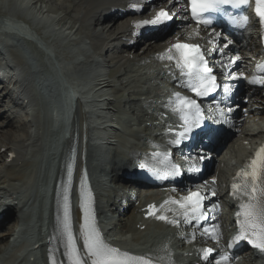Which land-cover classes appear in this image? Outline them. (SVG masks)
I'll list each match as a JSON object with an SVG mask.
<instances>
[{
    "label": "bare ground",
    "instance_id": "obj_1",
    "mask_svg": "<svg viewBox=\"0 0 264 264\" xmlns=\"http://www.w3.org/2000/svg\"><path fill=\"white\" fill-rule=\"evenodd\" d=\"M65 1L68 4L67 7L65 8V14L67 16H69V18L72 19L73 22H75L76 24L79 25V27L76 29V33L78 34V38H76L77 41H80L81 46L82 45L84 46V44H85L84 42L86 41L85 39H88L92 44V48H91L92 50H94V47H96L95 42H104L106 40L110 41L113 36L112 37L109 36V37L105 38V40H103L100 36L95 38V36H92V35L90 36L91 33L89 34V33H87V31H84L85 26H86V28L93 27L95 30V29H97L96 27H94V21H95L96 26L105 25V27H110V30H112V29H114L116 20L119 17H123L124 15H128V17H130L129 13L133 12L134 10L136 11V12H134L135 14H138V13L143 14L146 12L145 8H142V6H141L142 2L145 0H65ZM156 1H161V0H154L152 2V4H154ZM169 1H171V0H169ZM184 1L185 0H174L173 2H171L170 6L172 7L174 4H178L179 6H182V5L184 6L185 5ZM132 5H137L138 7L133 8ZM160 8H162V7H158L155 10L156 12L154 10L151 11V12H153V14H151L148 17V19H144L146 17L145 15L142 16L141 18L139 17L140 18L139 21L131 19L130 24L123 28V31H122L123 35L128 34L127 36H133L134 38H138V36H142V38L146 37L145 43H146L147 49H146V52L143 53V55L145 56L144 59L132 60V56H134V51H135L137 45L132 43V42H129V41H127V43H123L121 48L118 49V51H119L118 55L121 59L118 62L119 66L113 70L114 75H116V76L119 75V77L125 76V75L127 76L128 75L127 73H129V72L126 71V69H127V67L131 66V64H134V66L138 65V67L140 66V67H150L151 68V66L157 65L159 60L166 58L168 55H170L173 52V46L177 42L187 41L186 39H188V37L185 39L177 37L178 35L181 34V32L183 30L184 31L186 30V34L189 33L188 31H190V30H188V25L185 22L187 19V17H185V16H182V19L174 24V25L179 24L181 26V30L176 32L173 36L169 37L167 39V41H164V42H155L153 39L157 35H155L154 33L150 34V36H147V35L151 32V30H154L155 28L163 29V27H166L167 26L166 21L161 23V24H157V25L149 24V25H143L140 28L135 27V25L137 23H139L143 20L153 19L156 16V14L159 12L158 10ZM97 9L101 11V14L98 17L94 16V10H97ZM185 9H186V7L184 6L183 10L185 11ZM169 10L171 11V13H173L172 8H169ZM108 14H109V16L107 17ZM3 16H5V15H3ZM3 16L0 17V22L6 21V19L3 18ZM95 18H96V20H95ZM254 33H255L254 36L253 35L250 36L249 34L246 35L247 38L251 40L250 42H248L247 45H242L239 42V40H237L235 38L234 39L230 38L229 40H231V42L233 43V46L230 48V50L231 51H237V50L250 49V50H253L252 54L256 58V56L259 52L258 47H259L260 38L258 37L257 32H254ZM40 39L44 40V41L47 40L44 37H41ZM117 39L119 40V38H117ZM220 40L222 41V38ZM245 42H246V40H245ZM245 42L243 41V43H245ZM55 44H56V42L53 41V45H55ZM169 49H172V52H168ZM149 55H151V57H149ZM65 56H66L65 58L68 60L69 59L68 53H65ZM146 56L149 58H146ZM135 58L136 57H134V59ZM15 59L17 62H19V64L21 63L20 58L16 57ZM117 59L119 60V58H117ZM93 64L94 63L92 61V57H86L85 63L83 65H81L78 69L74 68V74H76V76L78 77V80L84 81L89 76H91L92 78L97 77V76L95 77V74H96L95 72L97 71V68H95ZM253 66H254V63H253ZM121 68H123V69H121ZM247 74H248V72L244 75H247ZM7 82L8 81L4 82L5 90L3 91L4 95L2 97L7 96V90L9 87V82H8V84H7ZM104 83H112V82L106 81ZM101 85L103 87V84H98V86H101ZM98 88H101V87H98ZM242 88L246 90L245 96H244L245 98L246 97L248 98L249 95L251 96V99L249 98V101H250L249 108L256 105V108L251 109V111H250L251 114L253 116L258 117L259 120L264 119V93L262 90H260L261 88H259L258 86H252V85L248 84L247 82L242 83ZM244 97L239 102H237V104H238L237 106H239L242 103V101L244 100ZM235 115H237V112L235 113ZM22 117H20V118H22ZM234 117H236V116H234ZM237 122H239V120ZM84 126H86V132H85L86 141L83 137V133H84L83 127ZM2 128L5 130L7 129V134L4 136L3 140H0V152L2 150H4V153H3L4 156H0V159H2L1 164H2V166H4V176L3 177L0 176V185L8 182V183H10L9 185L13 186V184H11L12 182H15V181L25 182L26 178L29 175L27 173V171L30 168H32V165H33L32 162H30V161L23 162L21 165H19V160L22 158L24 160V154H23V152L19 151V149H21V148L25 149V146L27 147L26 142L31 140V137L29 135L31 125L26 123L23 127L22 126L13 127L12 123L10 121H7L6 125L2 126ZM8 128H11V130H8ZM92 129L93 128L91 127L90 123H86L84 125V122L81 119V121L78 122V124H77L76 130H74V131H76L75 138L73 136L71 138V140L67 144H65V147H67V153L64 156V161L66 160V162L68 161L70 151H72L73 148L76 149V154H77L76 155V158H77L76 178L78 179L77 180L78 183L80 182L82 170L84 168L88 169V171L91 173L93 171L92 168L94 167V157L91 155L93 150H92V147L90 145V140H89L91 131H93ZM36 134L34 136L38 137V138H36V141H38L39 140V136H38L39 133H36ZM263 134H264V128H261L259 130V135H263ZM225 137H226L225 133L223 134V136L221 138L219 137V139L216 141V146L213 148L214 151H217V147H219V145L222 143V141L224 140ZM243 140H246V139H243ZM11 154L15 155L12 160L10 159ZM119 159H120V156L117 155L115 160H119ZM122 162L123 161H120V163H115V162L113 163L111 172L115 174L114 177H119V174H120L119 166H121ZM64 166H65V164L62 163V175H64L63 174L64 173V171H63ZM98 167L101 169L102 165L98 163ZM134 167H136V165L132 166L131 168L129 167L127 172H125L124 174H126V175L130 174V172L133 170ZM125 168H128V167H125ZM94 170L96 172V170H97L96 167H94ZM214 172H215L214 176H217L218 174L221 173L218 168H216ZM63 179H65V175H64ZM120 186L125 187V188L128 187L127 185H125L124 182L121 183ZM214 186L215 187L217 186V182L214 184ZM194 187H196V184H191V185H189L188 188H194ZM188 188L183 184H179L177 189L180 192V194L175 195V197L185 195L186 190ZM226 189H227V192H226L224 197H226L229 194V190H230L229 187H227ZM0 190L4 191L3 187H0ZM155 191L160 192L161 190L158 188ZM166 192H169V189L166 190ZM130 199H131V196H128L126 198L121 196L120 201L122 202V208L126 207V204L129 203L128 201H130ZM217 199H218V196L214 195L212 201H216ZM151 200H153V199H151V197H148L146 199V202H145L147 204L143 207H145V208H147L148 206L151 207L152 203L149 202ZM98 201H99V198H96V200H95L96 208H97V210L102 211V208L100 207ZM230 201L231 202L228 203V206L230 207V209H229L230 211L235 210L236 208H238L240 206L239 204H236V202L233 200V198L230 199ZM137 203H139V201H136L134 203L130 202V204H129L130 208L127 211L122 212L123 214L121 216V220H122L121 228L128 231V232L135 233V234L139 235L140 233L138 231L140 230V228H142L144 226V223L141 222V220H140L139 216H137V214H140V216H143V215L147 214L148 211L141 212L140 209L142 207L139 206V204H137ZM10 208L12 210L11 212L9 211V214L11 215L10 218H14L16 216V213L19 214V213L23 212L22 208L19 207V204H16V203H14V205L11 206ZM51 210H52V215H53V217H52V231H51L50 238H49L50 243L47 246V248H49V253H52L57 264H69L68 259H67V246H66L67 243H66V240L63 237V233L61 232V229L59 227V199L57 197H54L52 200V209ZM233 212L231 211V213H233ZM16 218L18 220L19 216H17ZM74 219H75V224H76L75 230L77 233H80L79 231H80V225H81V215H80L79 211L74 212ZM17 220L16 221L14 220V221L17 222ZM6 222L7 221H4L5 224H6ZM11 236H12L11 233H5V234H2L0 236V254H2L6 250V248L9 246V243H10L9 240H10ZM133 239L136 240V238H133ZM250 253L251 252H249V254ZM247 254H248L247 251H245V252L241 251L239 253L229 254L227 256V259H226V261H227L226 264H249V260H251L250 258H252V257L248 256L249 260H246ZM141 257L148 259V260H151L154 264H164L159 260V258L157 256L153 257L148 253H144V255H141ZM215 258L211 260L210 264H215L219 259L223 258L222 251H220V254H217L215 256ZM240 260H243V261L240 262ZM263 264H264V262H263Z\"/></svg>",
    "mask_w": 264,
    "mask_h": 264
},
{
    "label": "rangeland",
    "instance_id": "obj_2",
    "mask_svg": "<svg viewBox=\"0 0 264 264\" xmlns=\"http://www.w3.org/2000/svg\"><path fill=\"white\" fill-rule=\"evenodd\" d=\"M164 2H170V1L161 0L155 3L156 6L155 4L152 5L151 7L149 5L147 6L144 5V6L145 8L149 7V9L150 10L152 9L153 11V7L155 9L157 6L163 4ZM67 5L68 4L66 3L65 0H45V1H42V0H0V17L3 16L4 12L10 13L13 19H17L20 22L23 21L25 23H28L32 28L38 27L37 28L38 30H39V27H44L43 30H46L48 32L51 30L52 27L55 26V28L59 29L58 31L59 34L57 35V37L62 42L61 47L64 50V52H68L67 49L72 44V39L76 37L78 38L76 29L79 27V25L73 22V20L70 19L69 16L65 14V8L67 7ZM169 8H172V11L174 13V11H178L179 6L178 4H174L172 7L170 6ZM53 11L57 12V14H54ZM151 13L153 14V12ZM149 14L150 13L146 14L145 16H148ZM139 15L142 17V14H139ZM54 18L55 19L57 18L59 20L53 23L51 22L50 19H54ZM129 19L130 17H128V15L119 17L116 20L114 29H112L108 33L107 32L101 33L99 30H94L93 27L86 28L87 30L85 31H87V33L89 34L91 33L90 36L96 35V36L106 37V38L109 36L112 37L116 33H118L119 30L123 31V28L130 24L128 23ZM47 21L50 23H46ZM164 28L165 27H163V29ZM179 30H181V26L179 24H176L167 30L152 31L147 36H150V34L154 33L155 35H157L153 39L155 42H164V41H167L169 37L173 36ZM182 33L184 32L182 31ZM184 35L182 36V38L193 37V35L191 34L185 33ZM251 35H253V33L250 34V36ZM145 38H142V36H138V38H134L133 36L124 37V40H123L124 43H127V41H129L137 45L134 51V56H132V60H139V59L145 58V56L143 55V53L146 52V49H147ZM113 41L115 42L116 40H112V42ZM243 41L245 43H243ZM250 41L251 40L248 39L247 36H244V38L239 39V42L241 44H246V45ZM114 42L111 44V46L115 45ZM119 48H121V46L118 47V49ZM118 49L115 52L108 54L106 55L105 58H103L104 63L108 67V70H112L113 68H117L119 66L118 62L120 61L121 58L118 55V52H119ZM31 51L37 54L39 53L38 50L36 49H32ZM238 51L240 50L229 52L227 54V62L232 65L233 64L238 65V70H239L238 72H243V73L245 72L244 74H246L248 72L246 68L250 67V65L253 63V54H252L253 50L247 49V50H242L240 52ZM235 52H238V53H235ZM134 57L136 58L134 59ZM149 57H151V55H149ZM149 57L146 56V58H149ZM117 58H119V60ZM126 71L129 72L127 73L128 74L127 76L125 75V76L119 77V75L116 76L114 75V72H112L110 75L106 77H99L96 79L98 80V84H103V87L102 85L98 86L101 88L97 87V91L100 93H107V94L109 93L111 94L112 98H115V101L109 104L108 110L106 111L108 113V116L112 117V120L110 122H107L106 119L105 120L101 119V124L103 125V128L101 129V131H111V130L113 131L115 127L117 128L116 130L117 132L119 131H149V130H144L143 127L140 128V125L138 124L143 116L142 115V104L146 102L142 100V97L143 98L147 97L146 95H142V90L147 88L145 81L150 76V74H147V75H144V74H146L149 71V69H146L140 66L138 67V65L134 66V64H131V66L127 67ZM106 81L108 82L111 81L112 83H104ZM160 82L164 84V81H160ZM92 83H94V79L92 80ZM2 88H3V85L0 83V98L4 95L3 91L5 89L3 90ZM262 91L264 93V90ZM47 92H50V90L49 89H47V91L42 90V93L39 95V98H38L39 105H40L38 116L40 117L39 119L40 124L44 128L49 127V125L51 124V121L53 120V111L55 108V102L50 95H47ZM249 98L251 99L250 95L248 98L244 97V100L242 101V103L239 106H236V109L238 111L237 117L233 118L236 120L229 127H227L226 133H225L226 137L224 138L222 143L219 145V147L224 146V148L221 150L220 153H218V155H216L215 159L212 160L213 161L211 165L212 171H209L207 174L208 176L206 178L207 187L213 186L215 180L218 182V187L220 188L219 190L220 191L219 193V203L220 204H223L224 202V198L221 193V188L225 182V178L228 176L230 171L234 168L235 164L239 161V155H238L239 148L241 147L249 148V145L247 144L253 143L254 140L256 139L255 137H251L254 131L256 129L257 130L261 129L262 127L264 128V119L259 120L258 117L253 116L251 114L250 112L251 109L256 108V105L249 108V105H250ZM106 99H108L107 96L102 97V98H96V100L94 99L91 100L90 107L92 108L93 113L94 112L96 113V116H98L97 113H99L98 106L99 104H101V100L106 101ZM5 109L6 108L3 107L2 103L0 102V140H3L4 136L7 134V129L5 130L2 128V126L6 125L7 121H10L13 127L15 126L23 127L25 124V121H24L25 119L23 120V118H20L21 115H23L24 113L22 109L20 110L18 109L16 112L12 111L10 113H6ZM16 114L19 116L14 119L11 118L15 116ZM238 120L239 122H237ZM8 130H11V128H8ZM243 139H246V140H243ZM219 147H217V151ZM217 151H214V152H217ZM0 156H4L3 152H0ZM1 160L2 159H0V176L1 174H3L2 172L4 170V166H2ZM20 160H22V163L28 162V161L23 160V158ZM215 168H218L221 172L217 176H214L215 172L213 173V171H215L214 170ZM6 185L7 184L1 185V186L5 188ZM6 187H8V185ZM31 204L32 203L30 202L28 205H26L24 209L22 210L23 212L19 214L16 213V216L14 218H11L10 221H8L6 225H4L3 229L0 231V236L5 233H12V228L14 227V222L17 220L16 218L17 216H19V219H23L24 221H27L28 214L26 211H27V208L31 206ZM221 212L222 214H225V209H222ZM26 228H27V224L25 223L24 231H22V234L18 237L19 240H24L25 234H26V230H25ZM10 240H11V237H10ZM3 253H5V251ZM1 256L2 254H0V257Z\"/></svg>",
    "mask_w": 264,
    "mask_h": 264
},
{
    "label": "snow or ice",
    "instance_id": "obj_3",
    "mask_svg": "<svg viewBox=\"0 0 264 264\" xmlns=\"http://www.w3.org/2000/svg\"><path fill=\"white\" fill-rule=\"evenodd\" d=\"M192 6V13L194 18L197 16L199 12L206 11H220V6L222 5H232L238 7L240 5H245L249 3V0H190ZM256 14L260 17V22L264 24V0H256ZM133 8H137V5H132ZM172 16L168 11L161 9L156 16L151 20H143L135 25L136 28H140L143 25H157L161 24L167 20H171ZM244 21L247 22L248 17H243ZM198 22H202L204 24H210V20H199ZM228 44H224V47H227ZM176 51L180 54V58L183 60L184 68L189 69L186 73L190 78H194L197 83L192 84V90L196 93L197 96H204L210 91L214 90L217 85L215 83L216 77L211 75V70L206 67V60L204 54L200 51L198 45H189V44H176L173 46ZM168 52H172V49H169ZM168 59H173L172 56H168ZM177 64H180V60H177ZM183 71V68H182ZM252 83H256V80H252ZM191 84V80L189 81ZM184 104L193 108L195 110L194 115L195 119L191 122V126H198L199 121V108L196 105L195 100H185ZM182 119L186 120V117H182ZM187 123V120H186ZM186 131H190V128H187ZM180 138H184L186 133H179ZM179 143V140L176 141ZM206 157L201 156L200 159H205ZM260 164L264 167V148L260 149L257 153V158L252 161V192L256 191V166ZM176 174H179L178 171ZM242 175H247V173H243ZM233 189L237 188L236 184H233ZM260 198H264V188H261ZM67 199V198H66ZM187 199L194 204V211H199L201 200L203 197L198 193H193L191 196L187 197ZM252 199L255 201L249 205H242L244 208L243 215L245 216V223L241 225L242 234L245 232V225L250 226L252 229H256L259 226V243L255 241H251L253 246L260 248L264 251V206L260 205L259 199L256 196H252ZM184 205H181L183 207ZM203 215V213H201ZM159 219H166L161 216ZM68 212L67 206L65 207V228L69 229L68 225ZM86 230L84 231V239H83V248L84 252L81 254L78 252L74 236L70 230L67 231V240H68V259L70 264H151V262L147 259H139V260H131L127 256H122L116 248L108 246L104 240L102 239L99 231L94 227L85 226ZM207 231V229L205 230ZM253 235H256L255 231H253ZM241 237H237L239 239ZM232 245L229 244V247ZM211 249L205 250V258L208 257Z\"/></svg>",
    "mask_w": 264,
    "mask_h": 264
}]
</instances>
